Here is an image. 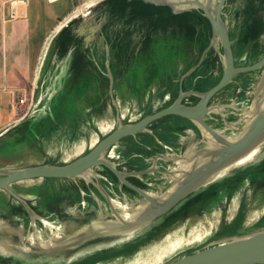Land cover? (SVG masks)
Listing matches in <instances>:
<instances>
[{
    "label": "rangeland",
    "instance_id": "obj_1",
    "mask_svg": "<svg viewBox=\"0 0 264 264\" xmlns=\"http://www.w3.org/2000/svg\"><path fill=\"white\" fill-rule=\"evenodd\" d=\"M20 1L0 0V89L10 87L4 81L6 67L3 65L7 62L8 37L12 33L9 26L16 15L12 14V9ZM67 1L69 10L59 19L54 30L72 15L75 16L65 26L89 17L100 6L112 2ZM242 3L228 0L225 16L230 25L236 63L246 66L263 54L260 41L264 42V30L262 33L255 30L254 20L253 28L247 29L249 13L241 15L233 7L243 6L247 11L248 6L253 7V3L250 0H246V3L242 0ZM119 10L110 12L105 22L103 12H97V17L89 25L94 24L96 29L85 30V37L89 36L88 42L97 41L94 75L90 63V79L94 81L80 83L77 89L72 82H34L28 88L13 90L6 98H0L5 109L6 106L9 108L6 111L0 107V170L71 162L87 153L99 139L120 125L136 122L145 115L165 108L178 96L175 95L177 92H204L203 86L222 77L224 70L220 52L216 48L207 50L213 32L199 16H189L174 23L164 21L168 16L163 12L147 8L145 11L149 14L144 13L140 18L136 17L132 25L123 26L124 16ZM156 21L157 27L149 30V25ZM84 25L88 29L86 21H81L74 30H82ZM218 47L220 49L219 43ZM67 52L60 56L64 55L63 59L68 57ZM82 70L83 67L81 75ZM260 75L261 71L236 76L211 99L206 121L231 139L239 136L245 122L239 123V126L232 124L242 120L251 106L255 109L258 94L261 92V97L264 94V89H260L259 93L256 91ZM251 77L255 79L253 82ZM194 95H185L184 102L197 103L198 96ZM22 98L27 101L21 104ZM174 138H178L174 144L168 143ZM141 142L144 143L142 150L152 151L157 143L164 148V152L158 155L149 154L146 157L149 166L141 170L155 165L157 160L155 163L153 160L160 156L162 162L159 168L172 173L164 178L158 174L143 177L130 174L132 179L129 178V181L133 183L135 180L144 187L147 186L146 181H154L149 192L157 195H164L172 189L179 170H189L194 159L202 158L206 147L215 145L214 140L199 126L198 129L194 125L190 127L186 121L168 115L151 123L146 131L123 138L106 154V158L120 170L138 172L140 170L132 166L138 162L137 155L141 154L137 148ZM170 145L173 149L168 150L167 146ZM186 150L192 152L182 159ZM250 155L245 163L215 176L213 182L198 189L151 224L114 237L100 238L92 245L80 247L76 253L51 250L52 247L69 244L72 234L84 225L71 222L76 213L79 212L81 218L82 213L86 214L90 209L93 218L98 220H115L117 214L131 219L137 216L139 209L145 207L146 201L125 189L118 177L104 166L94 167L90 173L94 176L35 178L13 183L10 188L29 204L32 213L27 210L25 224L26 210L23 204L7 191L0 190V211L4 205L10 204L16 215L0 218V264H88L90 260H93V264L112 261L114 263L109 264H145L153 250L164 247L171 238H176L180 246L184 243L185 246H190L187 243L198 244L185 250L176 247L180 254L183 252L187 255L201 247L263 230L264 144ZM213 183H218L220 187H211ZM201 194L207 195V200L200 201L197 196ZM104 195L110 196L111 201ZM201 240L207 242L198 243Z\"/></svg>",
    "mask_w": 264,
    "mask_h": 264
},
{
    "label": "water",
    "instance_id": "obj_2",
    "mask_svg": "<svg viewBox=\"0 0 264 264\" xmlns=\"http://www.w3.org/2000/svg\"><path fill=\"white\" fill-rule=\"evenodd\" d=\"M129 3L141 1L153 6H163L170 8L173 14H181L192 10H201L204 16L211 24L213 32V47L218 43L223 44L224 71L218 83L204 92H194L200 96V100L194 104H183V93L171 105L158 110L154 113L145 115L140 120L120 125L117 129L105 136L97 145L90 149L84 155L75 160L60 165H34L12 170H0V190L7 191L10 195L21 202L29 212L32 210L29 204L10 186L13 183L35 179V178H56L70 179L83 175H91V171L96 166H104L113 172L118 179L128 188L136 191L138 195L146 201L145 207L139 209L137 216L126 221L123 216L117 214V219L98 220L91 218L87 223L76 231L68 240L69 244L51 250H70L79 247L88 241L98 240L119 235L125 231H132L144 225H149L161 216L172 211L179 203L196 192L201 187L213 182L215 176L230 169L240 159L249 156L264 144V94L260 96V89H264V57L254 64L246 66H235L234 52L230 38V25L226 19L225 12L227 0H127ZM264 19V18H263ZM212 37V38H213ZM217 38V39H216ZM212 44V41H211ZM212 46L210 45L208 49ZM206 50V51H207ZM261 69V75L258 76L257 101L255 115L250 119L244 132L235 140H229L218 130L213 129L205 120L209 112V102L214 95L222 91L234 77L239 73L257 72ZM168 115H177L193 121L201 129L206 130L214 138L216 145L208 146L203 150L202 158L193 160L189 170L178 172L176 185L167 190L164 195L153 194L146 191L127 179L130 174L148 173L154 170L165 174L172 171H164L152 165L150 168L128 173L117 168L110 160L106 158L109 149L116 145L123 138L135 135L147 130L148 126L154 121ZM192 150H186V155ZM202 152V151H201ZM199 154V153H198ZM176 171V170H173ZM105 194V193H103ZM106 197V195H105ZM111 201V197H106ZM264 263V229L252 232L247 235L230 238L216 244L202 247L182 258L172 261L168 264H259Z\"/></svg>",
    "mask_w": 264,
    "mask_h": 264
},
{
    "label": "crops",
    "instance_id": "obj_3",
    "mask_svg": "<svg viewBox=\"0 0 264 264\" xmlns=\"http://www.w3.org/2000/svg\"><path fill=\"white\" fill-rule=\"evenodd\" d=\"M250 1L252 2V0ZM122 6L123 3L120 2H109V4L100 6L89 17L86 16L83 20L79 19L70 26H65L66 24L61 28L59 26L54 30L59 19L65 16L69 10L67 0H54V2H51V0H21L20 3H15L12 14L16 15L13 23L9 26L12 33L8 37L7 62L3 65V67H6L4 81L10 84V87L5 88V86L0 89V98H6V95L13 92V90L25 86L28 88L29 84H34V82L44 84L72 82L75 83V89H77L80 83L94 81V79H90V68L92 65L91 73L94 75L96 71L97 41L88 42L89 36L85 37L84 34L85 30L96 29L94 24L91 27L89 26L95 16L97 17L96 13L103 12V22H105L110 12L119 8L120 13L124 16L122 18L123 26H129L134 23V20H137L136 17L140 18L144 13L149 14L145 9L151 8L143 3L126 6L124 9ZM155 10L168 16L165 17L164 21L176 23L184 18H189V15L187 17H175L174 15L177 14H173L166 8H156ZM158 18L161 19V17ZM81 21H86L88 29L84 25L82 30H74V27L79 25ZM158 21L151 23L148 27L149 30H154L158 25L156 24ZM52 38L49 50L45 53L47 47H44V44ZM66 51H68L70 57L63 59L64 55H60ZM125 61L127 62L126 59ZM130 64L132 65V63ZM81 67H83L82 75ZM47 88L49 91V87ZM3 104L0 103V107L5 109ZM8 109V106H6L5 110ZM4 113L2 112V114Z\"/></svg>",
    "mask_w": 264,
    "mask_h": 264
},
{
    "label": "bare ground",
    "instance_id": "obj_4",
    "mask_svg": "<svg viewBox=\"0 0 264 264\" xmlns=\"http://www.w3.org/2000/svg\"><path fill=\"white\" fill-rule=\"evenodd\" d=\"M238 2H241L240 0H237ZM246 1V0H245ZM244 2V1H243ZM227 3H228V0H227ZM242 3V2H241ZM238 4V3H237ZM243 4V3H242ZM193 11V10H192ZM75 15H72L71 17H68V18H66L59 26H60V28L61 27H63L65 24H68V22L74 17ZM57 31H60V30H57ZM229 32H230V38H231V30H229ZM58 33V32H57ZM157 37H158V35H157ZM160 37V36H159ZM158 37V38H159ZM157 39V38H156ZM217 39V38H216ZM215 39H214V37L210 40V45L212 46L211 48H210V51L211 50H213L214 49V47H213V41H214ZM51 41H52V39H50V41H49V43H48V46H47V48H46V51H45V53H47V51H48V49H49V46H50V44H51ZM211 41H212V44H211ZM231 42H232V49H233V52H234V48H233V41H232V39H231ZM260 43L261 44H263L262 46H261V49L263 50V54H261L260 55V57L256 60V61H254L253 63H251V64H254L255 62H257L258 60H260V59H262L263 57H264V42L263 41H260ZM47 45V44H46ZM178 45H179V43H178ZM209 45V46H210ZM220 45V49H219V47L217 48V45H216V49H217V52H220V58H221V62H222V66H223V69H224V65H223V59H222V57H223V55H224V47H223V44L221 45V43L219 44ZM173 46V49H174V45H172ZM263 47V48H262ZM209 50V49H208ZM222 51V52H221ZM207 54V51L204 53V57H205V55ZM44 56H46V54H44ZM222 56V57H221ZM234 64H235V66H243V65H238L237 63H236V57H235V55H234ZM259 71H261V69L260 70H258V72ZM251 72H245V73H239V74H237L236 76H238V75H243V74H245V75H247V74H250ZM235 76V77H236ZM234 77V78H235ZM69 83H71V82H69ZM230 84V83H229ZM216 85V84H215ZM208 90V89H207ZM183 93H185V95H193L194 94V92L195 91H191V90H188V91H182ZM220 92H218V93H216L215 95H214V97L215 96H217L218 94H219ZM181 94V92L178 94V96L175 98V100H173V102L172 103H174L175 101H176V99L179 97V95ZM184 94H183V98H184V96H185ZM198 96V95H197ZM199 97V100H200V96H198ZM23 99V98H22ZM26 99V98H25ZM27 100V99H26ZM171 103V104H172ZM182 103L184 104L185 102H184V100H182ZM185 104H188V103H185ZM194 104H196V103H193V104H191V105H194ZM80 105V104H79ZM76 107V106H75ZM72 110V109H71ZM255 112H256V107H255V109H254V107H252L251 106V108H249V110H247L246 112H245V114H244V116H243V118H242V120H236V122L235 123H233L232 124V126L234 125V126H239V123H242V122H245V126L243 125L242 127L244 128V130H245V128H246V126L249 124V122H250V119L255 115ZM166 117V116H165ZM161 119V118H160ZM187 119V118H186ZM159 120V119H158ZM205 120H206V116H205ZM207 122V121H206ZM208 123V122H207ZM213 129H215V130H218L215 126H213V125H211L210 123H208ZM244 130H243V132H244ZM219 131V130H218ZM204 132L206 133V135L208 136V137H210V138H212L213 140H214V138L210 135V133L209 132H207L206 130H204ZM220 133H221V131H219ZM242 132V133H243ZM140 133H142V132H140ZM241 133V134H242ZM137 134H139V133H137ZM137 134H135V135H137ZM222 134V133H221ZM240 134V135H241ZM240 135L239 136H237L236 138H229L228 136H226V138L227 139H229V140H232V141H235V140H237L239 137H240ZM131 136H134V135H131ZM130 136V137H131ZM225 136V135H224ZM105 137V136H104ZM103 137V138H104ZM129 137V136H128ZM206 136L204 135V138H205ZM102 138V139H103ZM102 139H99L93 146H95V145H97ZM202 140H204L203 138H202ZM214 144L216 145V143H215V141H214ZM116 145H113L110 149H109V151L107 152V153H109L110 152V150L111 149H113V147H115ZM252 155H250V157H251ZM248 157L249 156H247V157H244V158H242V159H240L239 161H237L236 163H235V165H239V164H243V163H245L247 160H248ZM22 159H23V157H22ZM4 161V160H3ZM254 161V160H253ZM235 165H233V166H235ZM8 166V165H7ZM97 167V166H96ZM5 168V167H4ZM145 170V169H144ZM140 171H142V170H140ZM155 171H158V170H154V171H152V172H148V173H153V172H155ZM139 172V171H138ZM161 172V171H160ZM144 174H146V173H141V174H139L140 176H143ZM91 175H93V174H91ZM228 175H230V174H228ZM94 176V175H93ZM129 176V175H128ZM227 176V175H226ZM128 179V178H127ZM121 182V181H120ZM23 183V182H22ZM122 183V182H121ZM123 184V183H122ZM124 185V184H123ZM14 189V188H13ZM65 189V188H64ZM36 190V189H35ZM45 190V189H44ZM147 191V190H146ZM18 193V192H17ZM46 194V193H45ZM70 194V193H69ZM50 195V194H49ZM5 198V197H4ZM60 199V198H59ZM65 200V199H64ZM55 201V200H54ZM65 203V202H64ZM68 205V204H67ZM73 206V205H72ZM64 207H66V206H64ZM71 207V206H70ZM74 207V206H73ZM72 207V208H73ZM64 211H65V209H64ZM74 212V211H73ZM62 214H65V212L64 213H62ZM74 215V214H73ZM60 216V215H59ZM123 218L126 220V221H129L130 219L128 218V217H126V216H123ZM15 219V218H14ZM59 221V220H58ZM62 229V228H61ZM216 232V231H215ZM217 233V232H216ZM211 238V237H210ZM175 239V240H174ZM174 239H170V242L168 243V244H166L164 247H158V248H156V250H153V252H152V255H151V258H150V260H148V261H146V263L145 264H168V263H170V262H172V261H176V260H178V259H180V258H182L183 256H185L186 254L184 253L183 254V252L180 254V252H178L177 250H176V247L178 248V249H181V250H185L187 247L189 248V247H194V246H197V245H195V244H192V243H187V244H190V246H185V244L186 243H184L182 246H180V243H178L177 244V242H178V240L176 239V238H174ZM210 240V239H209ZM204 241H206V240H201V242H198V243H202L203 242V244H204ZM207 242V241H206ZM11 243V242H10ZM202 248V247H201ZM193 249L194 248H192V251H193ZM2 250V249H1ZM86 251V250H85ZM190 251V250H189ZM9 252V251H8ZM56 257H57V255H55ZM62 256V255H61ZM69 257V256H68ZM138 257V256H137ZM30 259V258H29ZM59 259V258H58ZM63 259H64V257H63ZM31 261H32V259H30ZM57 260V259H56ZM62 260V259H61ZM65 260H66V255H65ZM28 262V261H27ZM56 262V261H55ZM115 262H117V261H115ZM51 263V262H50ZM54 263V262H53ZM109 263H114V261H112V262H106V263H102V264H109ZM45 264H47V263H45ZM117 264H121V263H117ZM264 264V263H263Z\"/></svg>",
    "mask_w": 264,
    "mask_h": 264
},
{
    "label": "trees",
    "instance_id": "obj_5",
    "mask_svg": "<svg viewBox=\"0 0 264 264\" xmlns=\"http://www.w3.org/2000/svg\"><path fill=\"white\" fill-rule=\"evenodd\" d=\"M112 2H120V3H123V6H122V8L124 9L126 6H130V5H133V4H136V3H143V2H141V1H135V2H132V3H128L127 2V0H111ZM143 4H145V3H143ZM145 5H149V7H151V8H154V9H156V8H166L168 11H170L171 12V10H170V8H168V7H163V6H160V7H158V6H153V5H150V4H145ZM193 13H195V14H193ZM199 16L204 22H206V27L209 29V30H211L212 31V28H211V24H210V22L208 21V19L204 16V14H203V12L201 11V10H193V11H189V12H185V13H182V14H177V15H174L175 17H180V16ZM182 18H184V17H182ZM247 19H248V23H249V26L247 27V29L248 30H250L251 28H253V25H254V23L256 24V26H255V30H261L260 31V33H262V30H264V23L262 24V22H263V18H254V17H252V16H250L249 14H248V17H247ZM259 20V21H256V20ZM253 20H254V23H253ZM253 23V24H252ZM246 24H247V21H246ZM259 35V34H258ZM218 80H220V78L218 79ZM217 80H215V81H212V82H209L208 84H206L207 86L206 87H202V88H204V90H207V89H209V88H211L212 86H214L215 84H217ZM248 83H250L251 84V82H249L248 81ZM176 96L178 95V92L175 94ZM195 96V95H194ZM175 99V98H174ZM173 99V100H174ZM197 99H199V97H196V100ZM173 100L171 101V102H169L168 103V105H166V106H169L172 102H173ZM165 106V107H166ZM170 116H174V117H176V118H179V119H182V120H184V121H186L187 123H188V126L190 125V127H192V125H194L197 129H198V126L193 122V121H191V120H189V119H186V118H184V117H180V116H176V115H170ZM166 117H168V116H166ZM163 118H165V117H163ZM162 118V119H163ZM168 130L170 129V128H168V127H166ZM177 129V128H176ZM172 132H173V130H171ZM140 134V133H139ZM160 135V134H159ZM165 135H167V134H165ZM160 136H162V135H160ZM164 136V135H163ZM168 136V135H167ZM132 137V136H131ZM177 139L178 138H174V139H171L168 143H171V144H174L175 143V141H177ZM168 140V139H167ZM151 141V140H150ZM152 142V141H151ZM141 144V146H137V148H138V151H141L140 153V155H137V158L136 159H138V162H136V164H134L132 167L133 168H136V169H139V170H141V169H143V168H146V167H148L149 166V164H148V162H146V157H148L149 156V154H152V153H155V154H160V153H162V152H164V148L163 147H161L158 143L154 146V148L152 149V151H148V150H142V147L144 146V143H140ZM140 144H137V145H140ZM144 152H146V153H144ZM142 153H144V154H142ZM154 154V155H155ZM153 157V156H152ZM106 168V167H105ZM107 170H109V169H107ZM109 172H111L110 170H109ZM111 173H113V172H111ZM113 175L115 176V174L113 173ZM116 177V176H115ZM117 179V178H116ZM132 179V178H131ZM134 180V179H133ZM134 182H135V180H134ZM136 184H138V186H140V188H145V189H147L148 188V186H142L141 184H139V183H137V182H135ZM215 184V185H214ZM146 185V184H145ZM213 186H211V187H216L217 189H218V187H220L219 186V184L217 183H213L212 184ZM124 188L125 189H127L128 191H131V192H134V191H132L130 188H128L127 186H125L124 185ZM198 198H199V200L200 201H205V200H207L206 198H207V195H204V194H201L200 196H197ZM196 197V198H197ZM197 198V199H198ZM183 207H184V205H183ZM182 207V208H183ZM181 208V209H182ZM84 223H87V221L86 222H81V224H84ZM129 249H131V248H129ZM88 257H90V256H88ZM97 257H102V256H97ZM91 262H88V264H93V260H90Z\"/></svg>",
    "mask_w": 264,
    "mask_h": 264
},
{
    "label": "flooded vegetation",
    "instance_id": "obj_6",
    "mask_svg": "<svg viewBox=\"0 0 264 264\" xmlns=\"http://www.w3.org/2000/svg\"><path fill=\"white\" fill-rule=\"evenodd\" d=\"M241 2H242V0H240ZM244 1V3H246V1L245 0H243ZM238 2V1H237ZM252 3H253V7L252 8H250L249 6H248V8H247V11H249V12H247L246 10H244L243 9V6L242 7H239L238 8V6L237 5H234V7H233V9L236 11V10H239V12H240V14L241 15H244L245 13L247 14V13H249V15L250 16H252V17H254V18H257V17H260V18H264V0H252ZM254 77H251V81L253 82L255 79H253ZM177 116V115H176ZM167 149L169 150V149H173V146L172 145H170V146H167ZM156 157V156H155ZM162 157H160V156H157V158L155 159V160H153V162L155 163V161L157 160V163H155V165H157V167L159 168L160 167V164H161V162L162 161H160V159H161ZM160 169V168H159ZM160 170H162V169H160ZM164 170V169H163ZM164 171H166V170H164ZM154 174H158V175H160V176H162L163 178L164 177H166V174L165 173H163V172H160V171H155V172H153V174L152 173H149V174H144V176L145 175H154ZM141 177H143V176H141ZM127 178H128V180H129V178H131V176H127ZM147 182V186H148V188L147 189H144V190H147V191H149L151 188H152V186H151V183H153L154 181H152V182H150V181H146ZM121 183V182H120ZM135 185H137L138 186V184H136L135 182H133ZM126 186V185H125ZM109 190H110V188H109ZM132 190V189H131ZM132 191H134V190H132ZM134 193H135V195H138V193L136 192V191H134ZM110 194V193H109ZM131 195V194H130ZM91 196H92V194H91ZM104 197H105V195H104ZM138 197H140L139 195H138ZM106 198V197H105ZM116 198V197H115ZM24 206V205H23ZM2 211H0V218L2 217V216H5V217H7V218H9V216L10 215H13L14 216V210H13V208H12V206L10 205V204H7V205H4L3 207H2V209H1ZM24 210H26L25 212H26V219L24 218V220H25V224H27V208L24 206ZM86 209H84V211H85ZM16 216V215H15ZM14 216V217H15ZM72 217H74V219H70L71 220V222H76V224H80L81 222H88L92 217H93V211H90V209H88V212L85 214V212H84V214L82 213V216H81V218H79V212L78 213H76L74 216H72ZM18 238V237H17ZM96 240H93V241H88L87 243H84L83 245H81V246H79V247H76V248H72V249H70L71 251H73L74 253H76V252H78L79 250H80V247H82V246H86V245H92V244H94V242H95ZM12 258H14L13 256H12Z\"/></svg>",
    "mask_w": 264,
    "mask_h": 264
},
{
    "label": "built area",
    "instance_id": "obj_7",
    "mask_svg": "<svg viewBox=\"0 0 264 264\" xmlns=\"http://www.w3.org/2000/svg\"><path fill=\"white\" fill-rule=\"evenodd\" d=\"M27 100L25 99V98H23V99H20V103L22 104V103H25Z\"/></svg>",
    "mask_w": 264,
    "mask_h": 264
}]
</instances>
